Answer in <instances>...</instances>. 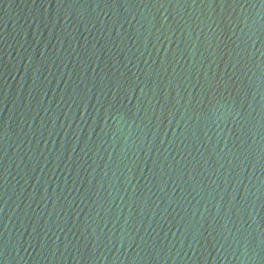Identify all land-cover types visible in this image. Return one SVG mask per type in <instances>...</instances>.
Here are the masks:
<instances>
[{
  "label": "water",
  "instance_id": "obj_1",
  "mask_svg": "<svg viewBox=\"0 0 264 264\" xmlns=\"http://www.w3.org/2000/svg\"><path fill=\"white\" fill-rule=\"evenodd\" d=\"M0 264H264V0H0Z\"/></svg>",
  "mask_w": 264,
  "mask_h": 264
}]
</instances>
